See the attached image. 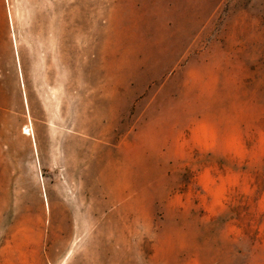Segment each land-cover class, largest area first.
Masks as SVG:
<instances>
[{"label": "rangeland", "instance_id": "1", "mask_svg": "<svg viewBox=\"0 0 264 264\" xmlns=\"http://www.w3.org/2000/svg\"><path fill=\"white\" fill-rule=\"evenodd\" d=\"M0 264H264V0H0Z\"/></svg>", "mask_w": 264, "mask_h": 264}, {"label": "bare ground", "instance_id": "2", "mask_svg": "<svg viewBox=\"0 0 264 264\" xmlns=\"http://www.w3.org/2000/svg\"><path fill=\"white\" fill-rule=\"evenodd\" d=\"M24 133H25V134H29V135L32 134V130H31V128L29 127V125H26V126L24 127Z\"/></svg>", "mask_w": 264, "mask_h": 264}]
</instances>
